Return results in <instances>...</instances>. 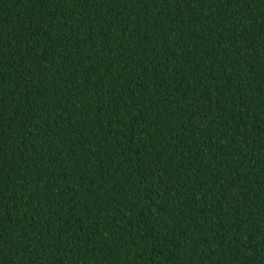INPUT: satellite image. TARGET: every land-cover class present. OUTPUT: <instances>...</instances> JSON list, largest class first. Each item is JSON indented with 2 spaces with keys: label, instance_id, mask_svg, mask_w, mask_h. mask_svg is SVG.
Segmentation results:
<instances>
[{
  "label": "trees",
  "instance_id": "obj_1",
  "mask_svg": "<svg viewBox=\"0 0 264 264\" xmlns=\"http://www.w3.org/2000/svg\"><path fill=\"white\" fill-rule=\"evenodd\" d=\"M0 264H264V0H0Z\"/></svg>",
  "mask_w": 264,
  "mask_h": 264
}]
</instances>
